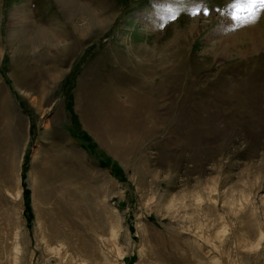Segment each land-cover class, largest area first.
Returning a JSON list of instances; mask_svg holds the SVG:
<instances>
[{
  "label": "rangeland",
  "instance_id": "rangeland-1",
  "mask_svg": "<svg viewBox=\"0 0 264 264\" xmlns=\"http://www.w3.org/2000/svg\"><path fill=\"white\" fill-rule=\"evenodd\" d=\"M60 1L0 0L4 264H60L37 212L77 262L264 264V13L75 0L107 19L82 39Z\"/></svg>",
  "mask_w": 264,
  "mask_h": 264
},
{
  "label": "bare ground",
  "instance_id": "bare-ground-1",
  "mask_svg": "<svg viewBox=\"0 0 264 264\" xmlns=\"http://www.w3.org/2000/svg\"><path fill=\"white\" fill-rule=\"evenodd\" d=\"M75 0H62L60 1L61 3H66V9H67V13L68 15L70 16V22H71V25H72V28H73V31H74V34L77 35L78 37H82V39L84 38H88L89 36L93 35L94 31H96L95 29L96 28H102L106 25V22H107V19L98 15V14H95L94 12H90L88 14H84V8L83 7H79V6H75L73 4ZM94 1V0H93ZM89 7V6H87ZM88 9V8H87ZM84 14V15H83ZM264 22V21H263ZM248 28V27H247ZM256 30V29H255ZM250 30L248 29V32ZM253 31V29H252ZM91 33V34H90ZM46 34L44 33H41L37 36V39L39 38H42V41L44 42L45 41V36ZM50 35V34H48ZM53 35H50L52 38H53ZM245 35V34H244ZM55 36V35H54ZM246 37L248 36V33L245 35ZM56 37V36H55ZM58 37H56L57 39ZM54 39V41L56 40ZM59 39V38H58ZM58 39L56 40L57 43H51V45L54 47V46H58L60 44V40L58 41ZM37 40V41H39ZM55 41V42H56ZM46 42V41H45ZM63 42V40H62ZM61 42V43H62ZM65 42V41H64ZM41 44V43H40ZM43 44V43H42ZM38 45V44H37ZM46 45V44H45ZM49 45V47L51 46ZM67 45V44H66ZM64 45V47L66 46ZM47 46V45H46ZM51 46V47H52ZM59 48V47H58ZM37 50V48H36ZM34 53V52H33ZM27 73V72H26ZM136 95H132V93H130V98L133 102H135L137 99H135ZM109 97H112L109 96ZM108 97V98H109ZM18 207H19V204H18ZM18 207H17V204H16V207L15 205L11 206L10 205V212L12 215H15L18 211ZM17 219V218H16ZM9 223H11V221L9 220ZM36 224H37V228H38V231H39V234H40V238H41V242L43 244V249H44V252L46 254H56L57 256H59V262L60 264H64L63 261L66 263V264H86L85 262L83 261H80V262H77V260L75 259V257L73 255H68L69 253V250L67 249V246L62 243V244H57L56 246H53L51 244V241L49 240V235L46 231V229L43 227V223H42V220L40 219V213L37 212V220H36ZM19 225V221H16V224L15 223H12V227H18ZM201 233V237H204V238H211V236L209 234H207L206 232H199ZM215 238L218 240V241H223L224 238H225V235L223 236V234L221 232H215ZM3 236L6 237L7 234L6 233H3ZM18 240L17 238L14 239L12 242H11V247H12V250L13 251H16V254L18 252ZM239 246L241 247L242 244L241 242L239 243ZM2 252L0 250V264H4V259H6V250L4 249V247H2ZM5 254V255H4ZM67 258V259H66ZM3 261V262H2ZM144 264V263H142Z\"/></svg>",
  "mask_w": 264,
  "mask_h": 264
},
{
  "label": "snow or ice",
  "instance_id": "snow-or-ice-1",
  "mask_svg": "<svg viewBox=\"0 0 264 264\" xmlns=\"http://www.w3.org/2000/svg\"><path fill=\"white\" fill-rule=\"evenodd\" d=\"M193 5L191 9L192 15L209 14V9L196 3V0H193ZM230 8V20L234 21L238 27L245 26L254 23L258 16L264 13V0H234ZM217 11L219 12L220 10L217 9Z\"/></svg>",
  "mask_w": 264,
  "mask_h": 264
}]
</instances>
